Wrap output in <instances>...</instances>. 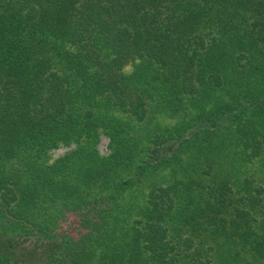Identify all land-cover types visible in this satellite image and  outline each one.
Instances as JSON below:
<instances>
[{
	"label": "trees",
	"instance_id": "16d2710c",
	"mask_svg": "<svg viewBox=\"0 0 264 264\" xmlns=\"http://www.w3.org/2000/svg\"><path fill=\"white\" fill-rule=\"evenodd\" d=\"M248 164L264 173V0H0V264L263 258L264 184L230 175Z\"/></svg>",
	"mask_w": 264,
	"mask_h": 264
},
{
	"label": "rangeland",
	"instance_id": "374dc122",
	"mask_svg": "<svg viewBox=\"0 0 264 264\" xmlns=\"http://www.w3.org/2000/svg\"><path fill=\"white\" fill-rule=\"evenodd\" d=\"M178 119L175 117H170L166 115V118L164 121L160 122V116L157 117L156 121H159L163 125H171L175 123ZM108 138L105 135H100L99 142L97 144V150L98 153L102 157H107L110 154V150L108 148ZM155 146H152L151 148L153 149ZM76 146L74 144H71L69 146H64V145H59L57 148L51 150L48 153V157L46 159V162L48 164L53 163L54 161L65 157L66 155L70 154ZM169 150L168 152L171 151V147H168ZM226 166V164L224 165ZM229 165H227L223 170H227L229 172ZM247 172V176L249 178H254L258 180V182H255L257 184H260V181L262 180L264 184V173L259 170L257 164H248L243 169L236 174H230L232 177H240V173L243 171ZM231 173V172H230ZM169 170H164L158 172L156 175H151L147 181H145L144 187L142 188L143 191H147L151 185H166L169 182L168 178ZM239 174V175H238ZM243 179V178H242ZM241 181V180H240ZM260 208H264V193H261L260 195ZM263 212V209H261ZM256 222L258 225H261V221L264 222V215H255ZM262 232L261 230L257 231V235H261ZM198 247L199 253L202 254L204 258L207 260H211L212 264H264V257L263 258H256L254 257L252 253H247L243 250L240 249V247H235L231 245H226V244H214L212 242H206L204 245H199L198 243L196 244ZM191 252V251H190ZM258 256V255H257Z\"/></svg>",
	"mask_w": 264,
	"mask_h": 264
}]
</instances>
